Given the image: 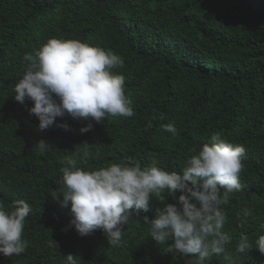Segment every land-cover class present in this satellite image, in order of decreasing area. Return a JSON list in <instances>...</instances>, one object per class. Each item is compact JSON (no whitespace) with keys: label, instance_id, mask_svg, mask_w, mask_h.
I'll list each match as a JSON object with an SVG mask.
<instances>
[{"label":"trees","instance_id":"16d2710c","mask_svg":"<svg viewBox=\"0 0 264 264\" xmlns=\"http://www.w3.org/2000/svg\"><path fill=\"white\" fill-rule=\"evenodd\" d=\"M52 37L119 54L124 67L115 71L125 76L135 115L103 123L65 116L56 123L70 130L38 131L28 112L32 102H16L13 86L25 71L24 55ZM88 123L91 130L82 134ZM167 124L177 135L164 130ZM217 132L246 153L242 190L222 206L230 258L212 256L208 264H264L255 248L235 252L241 235L254 241L264 234V0H0V200L8 206L25 200L32 209L24 226L27 249L0 255V264H67V254L77 264H185L152 241L143 219L166 204L179 207L181 193L150 199L147 212L130 210L121 246L114 247L101 230L85 237L64 231L73 216L53 191L63 188L66 157L85 170L130 157L142 167L156 160L166 171H180ZM40 140L50 145L44 153L35 146ZM79 145L90 153L84 161L74 154ZM243 209L252 216L241 226Z\"/></svg>","mask_w":264,"mask_h":264},{"label":"clouds","instance_id":"9594fccd","mask_svg":"<svg viewBox=\"0 0 264 264\" xmlns=\"http://www.w3.org/2000/svg\"><path fill=\"white\" fill-rule=\"evenodd\" d=\"M23 60L26 67L13 86L14 100L21 105L26 100L32 102L28 112L39 121L40 132L52 127L70 130L67 123H56L57 118L65 116L103 123L108 117L135 115L133 102L125 94V76L115 71L124 67V60L110 49L78 39L52 37L33 53L25 54ZM163 127L177 135L173 124ZM91 128L88 123L80 131L87 133ZM35 146L41 153L50 148L44 140ZM245 153L243 144L232 143L217 132L180 171H166L156 160L142 167L130 157L85 170L76 166L75 158L66 157L60 169L63 188L53 191L52 199L63 208L70 206L73 219L64 231L74 228L85 237L101 230L109 245L119 247L124 226L133 218L130 210L147 212L150 199L163 202L162 194L175 197L179 192V207L166 204L155 218L143 217L149 235L156 245L165 246V253L185 257V264H208L212 256L230 258L227 246L232 237L224 230L227 216L222 206L242 190ZM74 154L81 161L90 155L81 145L76 146ZM31 211L25 200L10 206L0 200V255L10 258L25 252L28 241L23 236L24 226ZM242 214L241 226L252 212L243 209ZM253 248L264 255V234L254 241L241 235L235 252L247 255ZM65 259L67 264H77L76 255L67 254Z\"/></svg>","mask_w":264,"mask_h":264},{"label":"bare ground","instance_id":"6f19581e","mask_svg":"<svg viewBox=\"0 0 264 264\" xmlns=\"http://www.w3.org/2000/svg\"><path fill=\"white\" fill-rule=\"evenodd\" d=\"M13 67V66H12Z\"/></svg>","mask_w":264,"mask_h":264}]
</instances>
